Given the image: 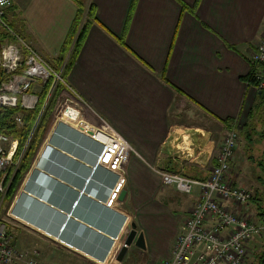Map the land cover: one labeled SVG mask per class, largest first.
<instances>
[{
  "label": "crops",
  "instance_id": "0c3cea01",
  "mask_svg": "<svg viewBox=\"0 0 264 264\" xmlns=\"http://www.w3.org/2000/svg\"><path fill=\"white\" fill-rule=\"evenodd\" d=\"M11 2L6 23L54 68L71 52L73 43L65 53L62 47L76 14L84 11L85 19L94 6L65 81L88 123L108 125L136 153L124 168L123 197L107 208L117 176L102 167L92 172L100 146L73 126L54 123L7 208L23 230L20 240L40 249L36 238L50 240L81 259L74 264H107L134 223L145 248L132 245L114 264L168 260L197 191L180 194L157 171L171 172L178 154L188 166L211 165L229 129L224 122L246 123L259 95L246 78L264 29V0H136L132 11L133 0H80L81 8L74 0ZM6 42L0 38V45ZM183 112L215 132L184 128L175 122ZM205 133L210 139L199 149ZM190 141L192 157L182 150Z\"/></svg>",
  "mask_w": 264,
  "mask_h": 264
},
{
  "label": "built area",
  "instance_id": "2783aa9c",
  "mask_svg": "<svg viewBox=\"0 0 264 264\" xmlns=\"http://www.w3.org/2000/svg\"><path fill=\"white\" fill-rule=\"evenodd\" d=\"M11 0H0V30L7 42L0 45V108L34 110L37 106L40 88L51 82L46 101L54 92L55 87L62 85V94L71 93L67 82L62 78V71L55 70L45 62L25 41H23L6 23L5 11L11 7ZM251 75L256 91L264 90V29L261 41L251 55ZM72 94V93H71ZM71 104L76 109L68 108L56 122L68 119L72 113L78 119L79 101L72 94ZM45 108V106H44ZM44 108L40 112L42 114ZM78 110V111H77ZM55 109L53 110V115ZM75 120V121H76ZM73 122L83 127L81 132L88 135L91 141L100 146V152L92 169L102 167L117 176V182L105 203L107 208L115 206L124 189V168L132 154L136 155L130 145L108 125L97 128L84 122ZM17 124L22 125L17 118ZM239 130L235 124L224 135L214 158V165L206 178H188L183 171L186 161L181 155H175L172 161L177 172L157 171L165 186L173 187L183 195H191L197 191V201L182 223L175 239L171 257L161 264H245L247 261V245L254 236L261 235L263 226L249 223L243 209L251 199V194L234 184L231 163L239 141ZM27 147L19 152V143L0 133V208L13 181L15 170ZM14 172L9 174V170ZM13 197L10 202H12ZM10 209L6 210L5 218L12 217ZM242 211V212H241ZM13 234L5 219L0 221V264H38L36 251L18 250ZM116 263L114 259L107 264Z\"/></svg>",
  "mask_w": 264,
  "mask_h": 264
},
{
  "label": "trees",
  "instance_id": "16d2710c",
  "mask_svg": "<svg viewBox=\"0 0 264 264\" xmlns=\"http://www.w3.org/2000/svg\"><path fill=\"white\" fill-rule=\"evenodd\" d=\"M74 2L79 5V8H81L80 0H74ZM135 2L136 0H133L132 5H131V11L135 6ZM93 16H94V6L91 3L88 5L85 19H83L84 11L82 10L78 11V13L76 14V17L72 23L70 34H69L70 40L68 41V43L64 44V46L62 47V50H63L62 52L65 53L66 51H68L67 45H71L73 43L71 52L67 58V61L62 62L63 60L61 59L60 63H58V67L57 68L53 67L55 70H58V71H59V67L63 69L62 78L64 80H65V76L67 75L72 65L74 64V61L76 60L78 56V53L82 47L83 42L85 41V37H86L87 31L89 29V25L91 23V19ZM130 16H131V12H130ZM130 16L127 22H129ZM0 38L4 39L6 38V36L2 34ZM120 42L123 43L124 40L121 39ZM246 81L248 84L254 86L251 72H250L249 77L246 78ZM50 87H51V82H48L40 88L38 92V95H39L38 103L34 110L25 111V110H20L18 108L17 109L0 108V133L12 139L17 140L19 143V152L23 150V148L25 147L27 143V147L22 155V158L20 160V163L18 164V167L14 168L15 170L14 178L7 192L8 201L9 200L11 201L19 182L21 181L24 174L28 171L31 162L34 156L36 155L37 150L47 133L49 122H50V119L53 113V108L57 100V97L64 89L62 85H59V86L57 85L54 89V92L50 96V98L46 101ZM254 106H255L253 107L254 112L255 111L259 112L261 109L264 108V90L260 91V94L257 96V102ZM43 108L44 110L42 114L40 115V112L42 111ZM252 112L253 111L251 110L248 115V120L250 124H248L247 126L245 125L244 128H242L241 132L239 133V140H241L240 139L241 137L245 142L244 151L246 150L250 152L251 151L253 152V146H254V143H252V137H251V134L254 130L253 128L254 124L252 123V120H250L252 119L251 118ZM17 118L21 120L22 125L17 124ZM232 123L233 122L231 120H227L224 122V125H226V127L229 128L228 130H230L233 128ZM252 159H253V156H252ZM254 160H256L254 161V163H257L256 169L260 171L258 178L259 180H261V183L264 184L263 182L264 181V152L262 153V158L254 159ZM212 164H214V162ZM231 167L233 168V163H231ZM191 168L193 167L191 166L188 167L187 171H190V170L195 171V169H191ZM14 170L10 169L9 174L14 172ZM174 170L177 171L176 167L172 166L171 172H174ZM184 176L188 178H194V177H190L189 174H184ZM253 190H254L253 191L254 195H252L251 199L249 200L247 207H250L249 210H251L252 214L255 213L254 214L255 219H256L255 222H257L256 226L264 227V203L262 204V196H261L262 192H260L257 187H255ZM263 201H264V198H263ZM261 233H262V237H261L260 247L255 253L251 254L250 260L249 261L247 260L248 262H246L245 264H264V231Z\"/></svg>",
  "mask_w": 264,
  "mask_h": 264
},
{
  "label": "rangeland",
  "instance_id": "374dc122",
  "mask_svg": "<svg viewBox=\"0 0 264 264\" xmlns=\"http://www.w3.org/2000/svg\"><path fill=\"white\" fill-rule=\"evenodd\" d=\"M83 2H85V0H83ZM70 101H73L72 94L68 90H67V92L64 91L61 98L58 100L57 104L55 102V105L53 108V110L55 109V113H54V115L52 114V116H51V119L49 122V127H48L47 131H49L51 129V127L56 122L57 118L61 117V114L68 112L67 111L68 108H72V109L75 108L76 109V106L74 107V105L71 104ZM252 111H253L251 113L252 119H250V120H252V123L254 124V126H253L254 130L251 134L252 143H254L253 152L252 151L251 152L246 151V150L244 151L245 142L240 137L241 140L238 141V145L236 147V150H235L234 156H233V160H232L233 169H232L231 174H232V176L234 175L233 176L234 184L237 185L238 187H241V188L245 189L246 191H248L251 194V197H252V195H254L253 189L255 187H257L258 190L260 192H262L261 196H262V204H263L264 203V201H263L264 184L261 183V180H259V178H258L260 171L256 169L257 163H254V161H256L254 159L262 158V153L264 152V108L261 109L259 112H256V111L254 112V108H253ZM181 117H182V119H176L175 122L182 123V126L184 128H186L187 126H192V127H195L199 130H203V129H206L210 126V128H211V130H213V132H215V130H216V127H214L211 124H209V126H207V124H208L207 121L202 119L200 116H198L197 118L195 116H192V115L187 116L186 112L185 113L183 112ZM75 122H77V123L84 122V123H87L90 127H92L88 123V119L85 118L82 111L80 112V115ZM248 124H250V123H249V120L247 118V121L244 125L247 126ZM236 125H237L238 130H239L238 133H240L242 128H244V125L241 126L238 123ZM223 132L224 133H222V135H221L222 139H223L224 135L226 134L225 131H223ZM213 137H214V135H213ZM191 138H192V135H191ZM191 140H193V139H191ZM192 146L194 147L193 143H191V141H190L189 148L187 147L186 150H184L185 146L182 147V150L185 151V153H187V152L190 153L189 155L191 157H192V155H194V148H192ZM252 156H253V159H252ZM188 159H191V158H188ZM201 166L202 167L199 166L200 168L198 166H191V167H193L191 169H195V171L194 170L193 171L192 170L187 171V168L190 166H188L187 162H186V166H185V169L183 171V174H189L190 177L199 176L200 178H203V177H205L203 175L206 174L209 170H211L212 164L207 165V163L204 162L203 164H201ZM174 172H177V171L174 170ZM260 199H261V197H260ZM258 201H260V200H258ZM9 202H10V200L8 201L7 197H5L3 200V203L1 205V208H0V219L3 218L6 220V223L8 224V226L11 230V233L13 234V237H15L14 241H15V244H16V247L18 248V250L36 251L38 253V258H37L38 264H63V262H64V264H74L73 258L78 260L79 262H81L80 261L81 259L78 256L72 254L73 252L68 251L67 249L61 247L60 245H58L54 242H50V240H45V239L41 240L40 237L36 236V237H38V238H36V240L38 239L41 242V248L42 249L21 241L18 234L23 233V230L17 228V225H15L10 220L5 218L6 210L10 204ZM243 212H245L246 216L248 215L249 223H252L253 225L256 226L257 222H255L256 221L255 216H254L255 213L253 215L250 214L251 210H248V209L247 210L243 209ZM17 231H18V233H17ZM261 237H262V233L259 236L258 235L254 236L251 239V241L249 242L251 244H250V248L248 247V249H247V253H248L247 254V260L248 261L251 258V254L255 253L258 250V248L260 247ZM254 244H255V248H253ZM248 261H246V262H248Z\"/></svg>",
  "mask_w": 264,
  "mask_h": 264
},
{
  "label": "water",
  "instance_id": "95a60500",
  "mask_svg": "<svg viewBox=\"0 0 264 264\" xmlns=\"http://www.w3.org/2000/svg\"><path fill=\"white\" fill-rule=\"evenodd\" d=\"M260 94V92H258ZM210 134L205 133V136L199 135L198 140L196 142V145L199 149L203 148L204 143L210 139ZM97 168L92 169V172H94ZM124 192L121 194V198L123 197ZM132 245H134L136 248L140 250H144L145 243L142 234H138L136 230V225L134 223L131 224L127 236L125 237L123 241V245L118 251V253L115 256V261L117 263H121L128 251V248H130Z\"/></svg>",
  "mask_w": 264,
  "mask_h": 264
},
{
  "label": "bare ground",
  "instance_id": "6f19581e",
  "mask_svg": "<svg viewBox=\"0 0 264 264\" xmlns=\"http://www.w3.org/2000/svg\"><path fill=\"white\" fill-rule=\"evenodd\" d=\"M67 116H68V119L67 118H64L63 119V121H61V124H65V125H71L70 127H74V129H76V130H78V131H80L81 132V130H82V126L81 127H79V126H77V125H75L73 122L76 120V114L75 113H72L70 116H69V114H67ZM82 133V132H81ZM86 136H88V135H86ZM89 138V137H88ZM91 140V139H90ZM107 202V201H106Z\"/></svg>",
  "mask_w": 264,
  "mask_h": 264
}]
</instances>
